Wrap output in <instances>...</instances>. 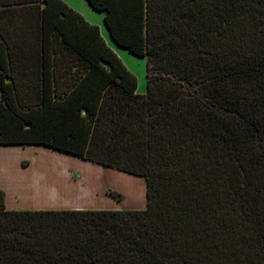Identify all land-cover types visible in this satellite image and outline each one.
I'll list each match as a JSON object with an SVG mask.
<instances>
[{
	"label": "trees",
	"instance_id": "trees-1",
	"mask_svg": "<svg viewBox=\"0 0 264 264\" xmlns=\"http://www.w3.org/2000/svg\"><path fill=\"white\" fill-rule=\"evenodd\" d=\"M0 0V145L147 181L145 209H9L0 264H264V0Z\"/></svg>",
	"mask_w": 264,
	"mask_h": 264
},
{
	"label": "rangeland",
	"instance_id": "rangeland-1",
	"mask_svg": "<svg viewBox=\"0 0 264 264\" xmlns=\"http://www.w3.org/2000/svg\"><path fill=\"white\" fill-rule=\"evenodd\" d=\"M91 23L147 89V58L116 45L105 25V13L87 0H64ZM0 189L9 209H145L147 181L116 168L44 145H0Z\"/></svg>",
	"mask_w": 264,
	"mask_h": 264
},
{
	"label": "crops",
	"instance_id": "crops-1",
	"mask_svg": "<svg viewBox=\"0 0 264 264\" xmlns=\"http://www.w3.org/2000/svg\"><path fill=\"white\" fill-rule=\"evenodd\" d=\"M100 30H101V28H100ZM102 34V33H101ZM104 37V36H103ZM137 91H138V89H137ZM139 92V91H138Z\"/></svg>",
	"mask_w": 264,
	"mask_h": 264
}]
</instances>
